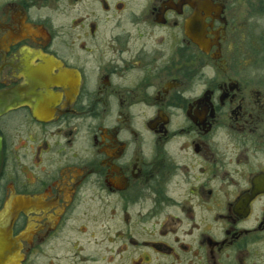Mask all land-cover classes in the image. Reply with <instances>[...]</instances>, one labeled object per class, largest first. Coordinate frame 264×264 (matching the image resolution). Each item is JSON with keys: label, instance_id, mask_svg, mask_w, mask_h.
Returning a JSON list of instances; mask_svg holds the SVG:
<instances>
[{"label": "flooded vegetation", "instance_id": "flooded-vegetation-1", "mask_svg": "<svg viewBox=\"0 0 264 264\" xmlns=\"http://www.w3.org/2000/svg\"><path fill=\"white\" fill-rule=\"evenodd\" d=\"M0 92L21 264H264V0H0Z\"/></svg>", "mask_w": 264, "mask_h": 264}, {"label": "water", "instance_id": "water-1", "mask_svg": "<svg viewBox=\"0 0 264 264\" xmlns=\"http://www.w3.org/2000/svg\"><path fill=\"white\" fill-rule=\"evenodd\" d=\"M4 93L0 92V115L6 112L10 107L4 104ZM2 138L0 137V171L2 168ZM21 244L8 235L0 234V264H21L24 255L21 253Z\"/></svg>", "mask_w": 264, "mask_h": 264}, {"label": "rangeland", "instance_id": "rangeland-1", "mask_svg": "<svg viewBox=\"0 0 264 264\" xmlns=\"http://www.w3.org/2000/svg\"><path fill=\"white\" fill-rule=\"evenodd\" d=\"M66 247L67 244L65 242H60V246L58 248L54 249L53 251L47 250V254L49 256H62ZM59 260L66 261L65 257ZM26 264H41V256H39L37 251H34L30 254V257L27 259Z\"/></svg>", "mask_w": 264, "mask_h": 264}]
</instances>
